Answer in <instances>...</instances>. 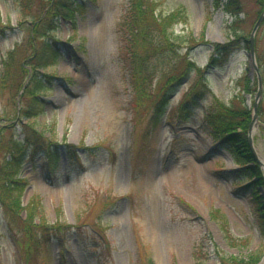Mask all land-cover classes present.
<instances>
[{
  "label": "rangeland",
  "instance_id": "obj_1",
  "mask_svg": "<svg viewBox=\"0 0 264 264\" xmlns=\"http://www.w3.org/2000/svg\"><path fill=\"white\" fill-rule=\"evenodd\" d=\"M71 1L79 10L71 19L58 18L49 35L57 56H48L35 71L24 61L35 42L31 25L34 17L46 15L43 7L50 1L35 0L33 16L27 17L14 0H0V29L6 30L0 36V74L12 53L9 81L12 88L22 86L0 93V126H7L1 136L20 141L27 125L61 146L56 164L28 155L14 170L26 183L21 202L26 206L39 197L49 224L71 227L46 248L25 255L0 208V264H140V255L154 264H233L231 259L251 257L264 264L260 209L241 189L251 180L239 176V165L203 121L215 97L226 103L235 99L253 116L258 78L241 41L250 39L258 19L256 0H242L245 11L236 24L215 0H153L164 15L185 12L187 20L176 23V34L205 41L180 51H190L199 72L168 95L156 126L150 102L141 104L139 117L135 114L121 50L129 0ZM232 42L241 47L225 61L210 63L221 57L214 54L216 46ZM254 46L262 88L252 139L264 162V21ZM33 73L40 80L38 101L24 100ZM199 82L210 92L186 118L184 98ZM31 105L37 116L22 117V107ZM65 144L74 146V154ZM260 194L264 200V188Z\"/></svg>",
  "mask_w": 264,
  "mask_h": 264
},
{
  "label": "trees",
  "instance_id": "obj_2",
  "mask_svg": "<svg viewBox=\"0 0 264 264\" xmlns=\"http://www.w3.org/2000/svg\"><path fill=\"white\" fill-rule=\"evenodd\" d=\"M49 1L43 7L45 16H39L37 19L32 17L34 19L31 25L33 27L31 28L32 40L35 42L31 44L32 54L24 61H31V68L35 71L38 67L46 64L48 56H57V48L51 44V39H49L50 32L56 27V20L60 17L71 19L74 12L79 10V6L71 0ZM14 2L25 16H33L31 10L35 0H14ZM215 2L218 7L222 6L235 18L234 24L241 22L239 16L245 11L242 0H215ZM256 3L259 8V18L264 11V0H256ZM185 20H187V15L181 10L168 15L157 12L156 3L153 0H129L121 50L132 82L135 114L139 117L142 113L141 104L144 101L150 102L154 107V112L151 115L156 120L154 126L158 124V120L166 109L168 95L187 81L193 71L199 72V68L190 60V51L185 54H181L180 51L184 47L192 48L199 45L200 42L205 43V41L203 38L196 39L192 34L184 40L185 38L174 32L176 23ZM5 33V29H0V36ZM185 42L188 45H185ZM241 42H245L246 48L251 49L250 39L245 38ZM239 47L241 45L234 42L222 47L216 46L214 54L221 55V57L211 58L210 63H219L220 60L217 58L225 61ZM12 57L13 54L10 53L3 62L5 68L0 74V93L2 95L10 89L17 91L22 89L20 83L16 85L17 87L13 86L12 88L9 81L12 75L10 63ZM21 71L24 74L27 72L22 67ZM29 83L22 98L38 101L34 94L35 90L39 88L40 80L33 73ZM209 92L206 84L196 83L184 98L181 112L186 111L187 115L183 116L188 118L190 108L197 106ZM37 114L35 105L22 107V117L32 118ZM251 119V110L245 105L237 104L235 99L226 103L215 97L207 108L203 121L206 131L217 143L231 153L239 165V176L251 180L241 189L249 192L257 207L259 206L260 211H258L262 218L260 227L264 237V200L260 194L261 188H264V175L248 138ZM6 120L12 119L6 117ZM25 128V135L19 141L14 138V135L9 139L5 133H2L1 136V132L5 131L7 126H0V153L5 148V154L3 157L0 156V208L10 232L14 235V239L18 240L19 246L24 247L26 255L36 253L37 249L46 248L51 238L63 233L65 229H71V227L59 223L49 224L42 212L41 198L39 197L32 199L26 206L22 205L21 198L26 183L16 178L14 170L26 160L28 155L31 156V161L42 157L46 162L56 164L61 147L34 127L25 125ZM65 147L74 154V146L65 144ZM22 212H24V217L21 215ZM140 258V264H154L150 258L144 259L141 255ZM234 260L236 259H231L233 264H257L256 257H251V260L248 261L235 262ZM223 264L231 263L224 261Z\"/></svg>",
  "mask_w": 264,
  "mask_h": 264
},
{
  "label": "water",
  "instance_id": "obj_3",
  "mask_svg": "<svg viewBox=\"0 0 264 264\" xmlns=\"http://www.w3.org/2000/svg\"><path fill=\"white\" fill-rule=\"evenodd\" d=\"M263 21H264V11L262 12V14L259 16V18L255 22L253 30H252V33H251V37H250V44H251L250 58H251V63L254 66V69H255V71L257 73V78H258V92H257V96H256V102L254 104V111H253L252 121H251V123L249 125V130H248L249 142H250L251 148H252L255 156H256V153H255L254 146H253L252 129H253V125L257 121V106H258L257 104H258V100H259V98L261 96L262 78H261V75H260V72H259V67H258V65L256 63V58H255L254 37H255V34L257 33V31H258V29H259V27H260V25L262 24ZM256 158H257V161H258L261 169L264 172V162L260 161L257 156H256Z\"/></svg>",
  "mask_w": 264,
  "mask_h": 264
},
{
  "label": "bare ground",
  "instance_id": "obj_4",
  "mask_svg": "<svg viewBox=\"0 0 264 264\" xmlns=\"http://www.w3.org/2000/svg\"><path fill=\"white\" fill-rule=\"evenodd\" d=\"M256 128H257V123H255V124L253 125L252 135L255 133Z\"/></svg>",
  "mask_w": 264,
  "mask_h": 264
}]
</instances>
